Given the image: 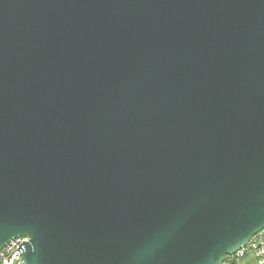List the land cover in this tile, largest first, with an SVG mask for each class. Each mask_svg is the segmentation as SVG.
Returning <instances> with one entry per match:
<instances>
[{
    "label": "water",
    "instance_id": "95a60500",
    "mask_svg": "<svg viewBox=\"0 0 264 264\" xmlns=\"http://www.w3.org/2000/svg\"><path fill=\"white\" fill-rule=\"evenodd\" d=\"M262 228L264 0H0V250L223 264Z\"/></svg>",
    "mask_w": 264,
    "mask_h": 264
},
{
    "label": "built area",
    "instance_id": "2783aa9c",
    "mask_svg": "<svg viewBox=\"0 0 264 264\" xmlns=\"http://www.w3.org/2000/svg\"><path fill=\"white\" fill-rule=\"evenodd\" d=\"M28 241L27 236L12 239L0 250V264H23L22 252ZM248 256L253 258L254 264H264V228L256 232L236 253L228 255L223 264H245L243 260Z\"/></svg>",
    "mask_w": 264,
    "mask_h": 264
},
{
    "label": "rangeland",
    "instance_id": "374dc122",
    "mask_svg": "<svg viewBox=\"0 0 264 264\" xmlns=\"http://www.w3.org/2000/svg\"><path fill=\"white\" fill-rule=\"evenodd\" d=\"M243 263H245V264H254L255 261L253 260L252 257L248 256V257H246V258L243 260Z\"/></svg>",
    "mask_w": 264,
    "mask_h": 264
},
{
    "label": "trees",
    "instance_id": "16d2710c",
    "mask_svg": "<svg viewBox=\"0 0 264 264\" xmlns=\"http://www.w3.org/2000/svg\"><path fill=\"white\" fill-rule=\"evenodd\" d=\"M233 264H239V262H234Z\"/></svg>",
    "mask_w": 264,
    "mask_h": 264
}]
</instances>
